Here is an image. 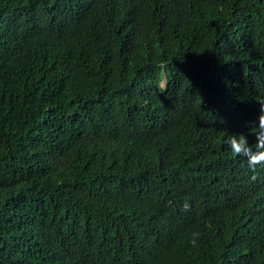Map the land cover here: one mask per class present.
Wrapping results in <instances>:
<instances>
[{
	"label": "trees",
	"instance_id": "trees-1",
	"mask_svg": "<svg viewBox=\"0 0 264 264\" xmlns=\"http://www.w3.org/2000/svg\"><path fill=\"white\" fill-rule=\"evenodd\" d=\"M262 104L264 0H0V264H264Z\"/></svg>",
	"mask_w": 264,
	"mask_h": 264
},
{
	"label": "clouds",
	"instance_id": "clouds-1",
	"mask_svg": "<svg viewBox=\"0 0 264 264\" xmlns=\"http://www.w3.org/2000/svg\"><path fill=\"white\" fill-rule=\"evenodd\" d=\"M261 113H264V104L261 106ZM257 131V143L255 144V151L248 146L246 137L244 135H230L225 143L228 144L229 149L236 157H246L250 169L255 171L257 165H264V114L258 118V127H254ZM253 179L255 177L253 176ZM185 210L189 208L188 204L184 205ZM195 246V241H192Z\"/></svg>",
	"mask_w": 264,
	"mask_h": 264
}]
</instances>
